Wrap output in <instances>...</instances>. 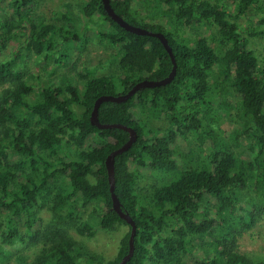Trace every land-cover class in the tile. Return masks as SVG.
Segmentation results:
<instances>
[{"label": "trees", "instance_id": "1", "mask_svg": "<svg viewBox=\"0 0 264 264\" xmlns=\"http://www.w3.org/2000/svg\"><path fill=\"white\" fill-rule=\"evenodd\" d=\"M40 2L0 0V56L15 44L0 58V264L13 256L7 246L26 242L38 252L31 262L19 254L17 264H116L128 252L130 225L113 209L105 159L128 132L99 129L90 113L101 95L165 78L172 61L157 37L125 30L101 0H75L78 13L63 3L48 18L34 14ZM110 4L129 23L164 33L176 61L169 83L98 108L101 123L138 134L114 159V193L136 225L125 264H264L237 244L264 218V65L250 48L264 38V0ZM92 40L117 49L120 74L82 68L56 81L26 73V54L50 76L75 68L72 53ZM121 225L128 228L113 259L69 232L92 238Z\"/></svg>", "mask_w": 264, "mask_h": 264}, {"label": "rangeland", "instance_id": "2", "mask_svg": "<svg viewBox=\"0 0 264 264\" xmlns=\"http://www.w3.org/2000/svg\"><path fill=\"white\" fill-rule=\"evenodd\" d=\"M63 3H69L71 9L78 13L75 7V0H41L40 5L36 8L34 14H39L43 17H51L54 12L63 5ZM81 19V18H80ZM82 19L80 20V22ZM86 23H78L77 29L84 30ZM76 29V28H75ZM186 34L184 31H179L178 36L183 37ZM187 37V35H185ZM15 44H9L7 48L3 51L0 58H9L11 49ZM250 48L254 51V54L259 60V63L264 65V38L263 39H251ZM63 51L70 53L72 46L68 43L63 45ZM71 49V50H70ZM117 53V49L109 45H100L94 40L90 41L87 49L79 52L74 51L71 55V62L75 64V68H69L68 66H61L60 68L52 69L51 63L47 66V70H54L53 74L50 76L48 72L42 71L36 63L34 56L26 54L25 58V70L26 73H31L33 71H38L39 74L44 79L49 76L50 79L56 77V81L59 79H64L60 75L66 74L77 78L76 71L82 68H88L93 72V75H118L120 70L118 68L117 62L114 57ZM90 72V71H89ZM91 72V73H92ZM55 82V81H54ZM1 89V87H0ZM116 92H119V87L116 88ZM153 127H165V123L162 121H153L151 123ZM152 181V178L141 183L142 185H148ZM43 220L46 222L50 219V213L45 209L40 212ZM86 215V214H85ZM127 226L121 225L116 230L111 232H106L102 230H96V234L92 238L80 237L74 229L70 228V234L76 239L83 242L84 246L91 252L102 254L106 259H113L116 255L118 241L124 232L127 231ZM238 249L243 253H248L250 255L256 256L257 258L264 257V218L260 219L250 230L243 232L237 238ZM8 250L13 253V256L9 258V264H17L16 256L19 254L26 257V261L31 262L32 258L38 252V247L32 246L26 243H16L14 246H7Z\"/></svg>", "mask_w": 264, "mask_h": 264}, {"label": "water", "instance_id": "3", "mask_svg": "<svg viewBox=\"0 0 264 264\" xmlns=\"http://www.w3.org/2000/svg\"><path fill=\"white\" fill-rule=\"evenodd\" d=\"M101 1H102L103 7L107 15L125 30L130 31L135 34H139V35H149V36L157 37L161 41L166 51L168 52L171 58V61H172V69L169 72V74L163 79H160V80L142 79L136 82L124 94H117V95L106 94V95L99 96L94 102L93 109L89 117L90 123L99 129L120 128L128 132V140L123 145L118 147L117 149L111 151L105 159V166H106L107 174H108V181L110 185V193H111V198H112L113 209L118 213L120 218L125 220L126 223L130 225V235L128 239V243H129L128 252L126 255L122 257V259L118 263H116V264H125L130 259V257L133 255L136 225L132 217L129 215V213L122 210L121 204L116 194L114 193V187H115L114 159L117 154H120L123 151H126L127 149L131 147L133 142L136 140L138 134H137V131L133 127L127 126L122 123H101L98 119V108L100 104L104 101H111V102H117V103L123 102L127 100L130 96L135 94L136 91H138L141 88L156 87V86L165 85L169 83L174 78L175 73H176V61H175V56L172 51V48L164 33L160 31H152L150 29L129 23L128 21L123 19V17L118 15L113 10L110 4V0H101Z\"/></svg>", "mask_w": 264, "mask_h": 264}]
</instances>
